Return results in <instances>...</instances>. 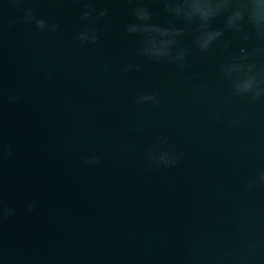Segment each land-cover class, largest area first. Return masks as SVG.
Listing matches in <instances>:
<instances>
[{
	"label": "water",
	"instance_id": "95a60500",
	"mask_svg": "<svg viewBox=\"0 0 264 264\" xmlns=\"http://www.w3.org/2000/svg\"><path fill=\"white\" fill-rule=\"evenodd\" d=\"M87 2L0 0V205L15 210L0 216V264H264V185L247 190L264 169V98L234 96L219 73L229 52L264 40L226 34L229 52L201 53L187 35L179 68L137 56L127 0H93L109 15L97 43L79 44ZM145 4L153 23L172 19ZM27 8L60 29L25 23ZM150 93L156 106L135 103ZM160 138L176 167L147 160Z\"/></svg>",
	"mask_w": 264,
	"mask_h": 264
},
{
	"label": "clouds",
	"instance_id": "9594fccd",
	"mask_svg": "<svg viewBox=\"0 0 264 264\" xmlns=\"http://www.w3.org/2000/svg\"><path fill=\"white\" fill-rule=\"evenodd\" d=\"M10 3L19 8L24 0H9ZM134 5L131 8L133 22L125 25V33L128 36L140 38V47L137 56L147 58L154 62L165 61L177 65L179 68L186 67L188 63L189 49L182 46L185 36H191V45L201 53H210L214 49H222L229 52L232 39H227L226 34L241 43L252 40H264V0H158L163 5V11L171 20H165V25L153 23V13L146 6L145 0H127ZM23 20L25 23L34 25L40 32H57L60 25L49 23L37 16L34 9H23ZM109 15V10L97 9L93 0H88L81 12V21L89 22L87 26L76 34L79 44H95L99 35L95 25L96 21ZM179 23V27L176 23ZM217 21L222 26H214ZM11 22L8 27H11ZM264 55V48L253 47L250 51L241 47L239 55L229 52L219 65L220 75L231 82L232 94L238 97H246L250 101L264 98V72L258 69L254 57ZM139 65L128 63L122 67V72L128 73L139 71ZM105 72L109 71L105 67ZM158 93L141 94L137 96L135 103L138 105L151 104L156 106ZM9 102L13 103L19 99L10 96ZM168 141L160 138L159 143L153 144L146 153L147 160L157 166L173 168L180 159L174 151V147L163 145ZM10 148V145L8 146ZM11 153L9 152V155ZM84 163L87 165H98V156L86 157ZM258 182L264 185V169L260 170L255 179L250 180L247 185L249 192L255 190ZM28 211L35 210L34 204L27 205ZM15 214L11 207L0 205V216L7 218Z\"/></svg>",
	"mask_w": 264,
	"mask_h": 264
}]
</instances>
